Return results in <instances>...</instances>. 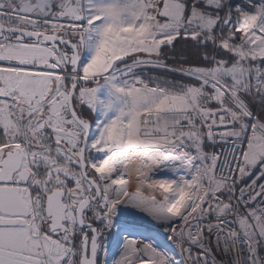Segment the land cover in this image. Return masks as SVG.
Masks as SVG:
<instances>
[{
	"label": "snow or ice",
	"instance_id": "obj_1",
	"mask_svg": "<svg viewBox=\"0 0 264 264\" xmlns=\"http://www.w3.org/2000/svg\"><path fill=\"white\" fill-rule=\"evenodd\" d=\"M264 0H0V264H264Z\"/></svg>",
	"mask_w": 264,
	"mask_h": 264
},
{
	"label": "clouds",
	"instance_id": "obj_2",
	"mask_svg": "<svg viewBox=\"0 0 264 264\" xmlns=\"http://www.w3.org/2000/svg\"><path fill=\"white\" fill-rule=\"evenodd\" d=\"M262 14H264V12L257 9L255 14H250L242 19L241 24L237 29L242 38L246 37L257 26V22Z\"/></svg>",
	"mask_w": 264,
	"mask_h": 264
}]
</instances>
